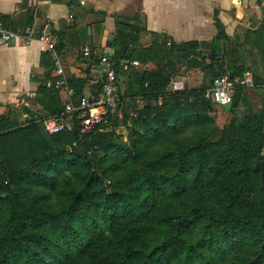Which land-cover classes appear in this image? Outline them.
Wrapping results in <instances>:
<instances>
[{"label": "trees", "instance_id": "1", "mask_svg": "<svg viewBox=\"0 0 264 264\" xmlns=\"http://www.w3.org/2000/svg\"><path fill=\"white\" fill-rule=\"evenodd\" d=\"M58 37L56 49L62 46V34ZM197 49L193 41L172 43L168 48L158 45L152 55L159 61L150 72L134 68L126 72L123 48L110 57L117 76L125 72L131 78L124 95L119 94L118 110L126 97L142 101L129 117L131 147L111 143V139L105 142V134L99 132L105 121H116L117 112L105 116L87 134H81L77 114L67 129L54 134L42 129L44 118L63 110L56 99L55 105H47L48 115L32 117L21 126L0 118V189L8 188L1 187L4 179L16 185L12 198L0 199V264H102L98 256H87L101 244L107 253L99 259L109 264H216L229 251L242 247L254 254L240 264H264V187L254 170L264 160V106L237 120L240 102L246 101L245 88L237 89L230 110L204 97L205 89L224 68L233 76L242 72L232 60L225 61L226 50L217 52L214 47L211 53L218 68L211 69L207 87L167 90L170 78L182 73V66L185 70L205 67L206 57ZM174 52L179 53L181 66L172 65ZM67 80L77 97L84 94L83 80ZM98 90L96 83L91 93ZM212 103L232 114L230 123L244 134V143L237 146L223 140L222 147L196 158L214 133L203 129L199 134V129L209 128L212 122ZM188 132L192 134L185 136ZM154 144H160L164 152L152 165L174 156L181 159L175 175L182 185L190 181L198 185L202 179L204 184H213L222 176L220 168H232L234 175L246 173L253 183H233L230 176H223L221 186L227 190L215 196L210 212H193L189 220L186 215L163 216L154 183H145L133 167V159L145 157ZM97 148L104 153L102 158ZM86 150L93 155H85ZM190 157L196 161H186ZM184 224L191 226L193 234L188 241L168 235Z\"/></svg>", "mask_w": 264, "mask_h": 264}, {"label": "crops", "instance_id": "2", "mask_svg": "<svg viewBox=\"0 0 264 264\" xmlns=\"http://www.w3.org/2000/svg\"><path fill=\"white\" fill-rule=\"evenodd\" d=\"M0 18L11 30L31 27L34 38L29 44L16 40L0 46V118L14 124L15 118L21 122L46 116L55 99L63 105L66 98L55 85L52 54L36 39L43 30L57 42L62 34L56 53L67 86L72 88L68 78L83 80L85 95L100 78L103 56L113 63L110 57L123 48L126 72L131 68L150 72L159 61L152 55L158 45L168 48L193 41L206 57L205 67L182 66L167 90L180 79L183 90L207 87L211 69L218 68L211 53L214 47L217 52L226 50L225 61L232 60L241 74L250 73L251 84L243 88L258 108L264 106V0H0ZM177 55L173 53L171 63L181 66ZM130 81L128 73L118 74L119 94L124 95ZM126 101L131 100L126 97ZM136 103L142 105L139 98Z\"/></svg>", "mask_w": 264, "mask_h": 264}, {"label": "rangeland", "instance_id": "3", "mask_svg": "<svg viewBox=\"0 0 264 264\" xmlns=\"http://www.w3.org/2000/svg\"><path fill=\"white\" fill-rule=\"evenodd\" d=\"M228 71V69H226ZM226 71H224L225 73ZM246 101H241L238 109L237 120L242 119L244 116L257 112L261 110L256 106V102L253 99L246 95ZM124 104V103H123ZM138 103L135 100L126 101L122 110L120 109L119 115L115 118L116 121L110 120L105 121V126L99 129V132L105 134L104 141L107 142L108 139H111V143L118 142L122 146L131 147V122L129 120L130 116H134ZM213 104V103H212ZM214 105V104H213ZM215 111L211 113L212 122L209 124V128L204 127L199 129L201 134L205 129V133L209 134L213 131V135L209 137L208 144L205 146L202 144V147L198 149L196 158L205 157L211 154V151H215L217 148L222 147L224 142L223 140H229L234 145H239L244 143V134L234 126L233 123H230L232 119V114L223 112L220 108L215 107ZM125 116L127 119H125ZM14 122H17V125H23L25 121L19 122L18 118L14 119ZM19 122V123H18ZM231 124V127H228ZM42 125V121H41ZM43 129V127H42ZM44 130V129H43ZM192 133H185V136H190ZM263 148L261 153L264 154V126H263ZM90 141V139H89ZM97 154L100 158L104 156V153L98 148L96 149ZM164 151L160 144H154L151 146L148 151L143 155L142 159L140 157H135L133 159V167L135 172L139 173V177L143 178L145 183H154L156 190L155 194L157 195V202L161 206L160 214L167 217H178L181 215H186L187 220L193 216V212H203L204 210H210L214 206L215 196L226 191L225 186H221L224 181L220 180L223 176H230L233 183H241L242 185H247L253 183V180L246 173L233 174L232 168H228L224 171V168H220L219 172L222 175L218 180L213 184L207 183L204 184L203 179L198 185L192 184L191 181L187 182L186 185L181 184V178H178L175 174L181 166V159H178L176 156L172 159H163L160 163L152 165L151 162L156 160V158L162 154ZM85 155L92 156V150H86ZM193 156V154L191 155ZM196 161L194 157L187 158L186 161ZM212 170L216 172L218 165ZM196 172V171H194ZM105 178V177H104ZM178 178V179H177ZM106 179H111L110 176ZM106 184L107 180L105 181ZM3 185H8L7 189H0V199L12 198V191L15 190L16 185L11 179H4L2 182ZM226 186L231 189V187L226 183ZM52 199H55L52 196ZM210 212V211H209ZM3 215V209L0 207V217ZM178 220V219H177ZM179 221V220H178ZM191 226L184 224L181 227L169 231L168 235H174L179 238H183L185 241H188L192 237V233L189 228ZM1 234V233H0ZM100 248L91 249L88 252L87 256H98L103 257L107 253L106 245L101 244ZM235 251H229L227 255L217 262L216 264H240L244 261H248L252 258L253 254L251 251H245L242 248L234 249ZM59 254V252H57ZM102 264H109L108 261L105 262L104 259H99Z\"/></svg>", "mask_w": 264, "mask_h": 264}, {"label": "built area", "instance_id": "4", "mask_svg": "<svg viewBox=\"0 0 264 264\" xmlns=\"http://www.w3.org/2000/svg\"><path fill=\"white\" fill-rule=\"evenodd\" d=\"M36 39L52 54L55 85L66 95L62 112L42 120V127L46 133L54 134L69 128L73 114H77L81 134L93 131L108 114L117 112L119 115L118 76L108 56L100 59V78L96 81L99 84V90L93 94L77 97L74 89L67 86L61 59L56 53V38L50 32L43 30ZM16 40H22L27 44L34 40L31 27L15 31L9 29L0 20V46L9 45ZM133 65L137 66L138 62L134 61ZM250 84L249 72L242 73L241 76H233L226 71L212 80L210 86L204 91V97L215 105L223 106L232 102L238 88ZM180 90H183V79L171 83V91Z\"/></svg>", "mask_w": 264, "mask_h": 264}, {"label": "water", "instance_id": "5", "mask_svg": "<svg viewBox=\"0 0 264 264\" xmlns=\"http://www.w3.org/2000/svg\"><path fill=\"white\" fill-rule=\"evenodd\" d=\"M222 107L226 110H230L231 103L224 104ZM254 170L259 172L261 184L264 187V160L257 162L254 166Z\"/></svg>", "mask_w": 264, "mask_h": 264}]
</instances>
